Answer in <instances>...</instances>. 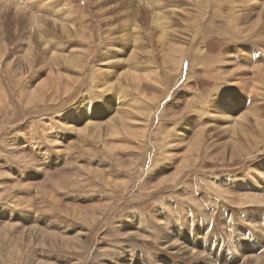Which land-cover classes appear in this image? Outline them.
<instances>
[{
	"label": "rangeland",
	"instance_id": "1",
	"mask_svg": "<svg viewBox=\"0 0 264 264\" xmlns=\"http://www.w3.org/2000/svg\"><path fill=\"white\" fill-rule=\"evenodd\" d=\"M0 8V264H243L245 253L261 255L264 205L239 207L235 196L264 197V141L255 145L264 130L239 118L248 105L264 108V81L255 105L257 81L245 92L264 67V19L252 26L264 0H0ZM31 41L36 54L24 62ZM178 44L188 48L180 70L168 59ZM202 55L215 56L216 75ZM237 67L247 74L226 82ZM114 115L125 131L109 125ZM204 127L205 147L184 162ZM242 128L253 141H242ZM232 132L252 157L231 158Z\"/></svg>",
	"mask_w": 264,
	"mask_h": 264
},
{
	"label": "bare ground",
	"instance_id": "2",
	"mask_svg": "<svg viewBox=\"0 0 264 264\" xmlns=\"http://www.w3.org/2000/svg\"><path fill=\"white\" fill-rule=\"evenodd\" d=\"M252 1V0H251ZM250 2V1H249ZM249 2H247V3H249ZM197 3H200L199 1L197 2ZM235 4V3H234ZM254 4V3H253ZM259 4V3H258ZM240 5V4H239ZM252 6L253 5H251L250 6V8L252 9ZM258 6V5H257ZM256 7V6H255ZM20 8V7H19ZM238 8V7H237ZM1 9V8H0ZM241 9V8H240ZM38 10V9H37ZM202 10V9H201ZM257 10H258V7H257ZM262 10H263V8H262ZM16 11V10H15ZM18 11V10H17ZM239 10H237V12H238ZM259 11V10H258ZM14 12V11H13ZM23 12V11H22ZM38 12V11H37ZM232 12H234V10L232 11ZM254 12H256V11H254ZM17 13V12H16ZM26 13V12H25ZM132 13H133V11H132ZM17 14H19V13H17ZM48 14V13H47ZM65 15H66V13H64ZM69 14H70V12H69ZM68 13H67V16H72V15H69ZM204 14H205V12H201L200 14H199V17H203L204 16ZM237 14V13H236ZM29 15V14H28ZM35 15V14H34ZM49 15H51V13L49 14ZM130 15H131V13H130ZM258 15V16H257ZM29 16H31L32 17V15L30 14ZM36 16V17H35ZM35 16H33V17H35V20H32V26L33 27H36V26H38L39 25V23H36V22H40V21H38V19H37V15H35ZM64 16V15H63ZM153 17H154V21H155V23L156 24H158V25H160V24H164L165 23V21H161V20H165V17L163 16H159L157 13H155L154 15H152ZM151 16V17H152ZM233 16L234 17H232V19H234V18H236L237 17V15H235V14H233ZM252 16V15H251ZM250 16V17H251ZM255 16H256V19H254L253 21H254V24L252 25L254 28H256L257 27V25H258V23H260L261 21H262V19H264V10L262 11V12H260L259 14H258V12L255 14ZM44 17V16H43ZM62 17V16H61ZM239 17V16H238ZM241 17V16H240ZM249 16H248V18H250ZM39 18V17H38ZM246 18V17H245ZM9 19V18H8ZM27 19H28V17H27ZM36 19H37V21H36ZM43 19V18H42ZM42 19H40V20H42ZM64 19H65V17H64ZM67 19L68 20H70L68 17H67ZM202 19V18H201ZM201 19H199L198 21H197V23H195L194 25H193V29L194 28H196V25H197V29H196V33H198L199 31V29H200V23H201ZM241 19V18H240ZM130 20V21H129ZM132 19L131 18H129L128 19V21L131 23L132 21H131ZM237 20H239V19H237ZM242 20V19H241ZM57 21V20H56ZM65 21L67 22H64L63 21V23H61V25H62V28H63V30H66V31H68V30H70V31H73L71 28H70V26L68 25V21L65 19ZM243 21V20H242ZM255 21H257V22H255ZM30 23H31V20L29 21ZM43 22V21H42ZM42 22H40L41 24H42ZM71 22H73V21H71ZM238 22V21H237ZM9 24V23H8ZM84 24V23H83ZM16 25H18V24H16ZM44 25V24H43ZM14 26V25H13ZM32 27V28H33ZM40 27V26H39ZM59 27V26H58ZM83 27V26H82ZM14 28V27H13ZM31 28V30H33ZM41 28V27H40ZM85 28V27H84ZM137 28H138V26H137ZM258 29V28H257ZM28 31H29V29H28ZM76 31V30H75ZM195 31V30H194ZM193 31V32H194ZM135 32H137V31H135ZM240 32H242V31H240ZM1 36V35H0ZM41 36V35H40ZM195 36H197L196 34H195ZM37 37V36H36ZM1 38V37H0ZM162 38H163V36H162ZM23 39V38H22ZM137 39H139L138 37H136L134 40H135V42L137 41ZM2 40V39H1ZM11 40V39H10ZM3 41V40H2ZM193 42H194V40H193ZM192 42V43H193ZM3 44V51H7V45L8 44H5L6 43V41H3L2 42ZM43 45V44H42ZM137 46V45H136ZM20 47V46H19ZM32 47H33V43H32V41H31V44H30V47H28V49L26 50V51H24L25 53H24V56H26L27 58L24 60V62H28L29 60L30 61H32V58H33V56L32 55H35L36 54V51H35V54H33L32 52H34V50H32ZM21 50V49H20ZM24 50V49H23ZM45 50H47V49H45ZM187 50H188V48H185L184 47V44H178V45H176L175 47H173V48H171L170 49V51H169V53H168V59H169V62L170 63H172L173 64V66L174 67H176L178 70H180V65H182L181 64V62H182V59H184L185 57L183 56V58H182V55H185L186 53H187ZM48 51V50H47ZM46 51V52H47ZM57 51V50H56ZM226 51V50H225ZM224 51V52H225ZM228 51V50H227ZM227 51H226V55H224V60L223 61H225V63H229L230 65H232V67L234 66L233 64H234V59L232 60V56L230 55V53H227ZM5 53V52H4ZM50 53H51V51H50ZM198 53H200V50H199V52ZM134 55H135V53H134ZM62 55L61 54H55V55H52L51 56V58L53 59V61L55 60V59H57V58H60ZM179 56H181V59L179 58ZM32 57V58H31ZM108 57H110V56H108ZM111 57H114V56H112L111 55ZM134 57V56H133ZM215 56H213V55H208L207 57H205V56H203L202 55V60L204 61V63L206 64H209L210 66L208 67H206V68H208L209 69V73H208V75L209 76H211V75H216L217 74V70H216V67L214 66V63H215V58H214ZM23 58V57H22ZM41 58V57H40ZM61 58H64V59H67L68 58V56H63V57H61ZM179 58V59H178ZM44 59V58H43ZM176 59H178V60H176ZM230 59H231V61H230ZM248 59V58H247ZM217 60V59H216ZM42 61V60H41ZM44 61V60H43ZM61 61V60H60ZM199 61H200V57L196 60V62L199 64ZM222 61V62H223ZM21 62H23L22 61V59H21ZM20 62V63H21ZM48 62V61H47ZM51 62V61H50ZM203 63V62H202ZM32 62H30L29 64H27V65H29L28 67L30 68L31 66H32ZM37 64V63H36ZM195 64V63H194ZM193 64V68H194V65ZM200 64H201V62H200ZM50 65H51V63H50ZM23 66H25V65H23ZM205 66V65H204ZM27 67V66H26ZM53 67V66H52ZM51 69V68H50ZM238 71H242L244 74H247V70H245V69H243V68H239V67H237L235 70H230V72H229V74H227V75H224V76H222V78L224 79V80H226V82L228 81H232V80H228V79H234L236 76L235 75H237V73H238ZM53 73H55L56 75H57V73L56 72H54V71H52L51 70V72H50V77L52 78L54 75H53ZM140 73H137V71L136 72H134V70L133 71H130V70H128V71H126V73H123L122 75L123 76H125V77H130L131 79H132V81L133 80H139V78H140V75H139ZM224 74V71L222 72V75ZM228 76V77H227ZM61 78V77H60ZM220 78V77H219ZM236 78H239V75L236 77ZM213 79H216V78H213ZM249 80H251L249 83H247V87H246V91L245 92H247V89H249V87H253V85L255 84V81H257V84H258V86H257V88L255 89H253L250 93H252L253 94V99H254V104L253 105H255L256 103H255V101L257 100V97L259 96V95H262L263 96V93H261L260 92V88H261V86H262V84H263V81H264V67L263 66H258V67H256V70H255V73H254V75H253V79L250 77V79ZM141 82V79L139 80V82L138 83H140ZM114 83V82H113ZM113 83L111 82V83H109L110 84V87H109V89L113 86ZM135 83V82H134ZM137 83V84H138ZM256 84V85H257ZM237 85H240V84H238L237 83ZM44 87H45V84H43L42 86H41V90H43L44 89ZM241 88H242V86H240ZM106 88H107V86H106ZM39 91V90H38ZM170 93V92H169ZM156 98V97H155ZM154 99V98H153ZM172 99V98H171ZM252 99V100H253ZM157 100V99H156ZM257 102V101H256ZM225 103V102H224ZM222 104V103H221ZM226 104V103H225ZM159 105V104H158ZM151 106V105H150ZM244 106H246V105H244ZM256 106L258 107V105L256 104ZM247 108H245L244 109V112L242 113V115H240L239 116V118L240 119H244V121L246 120V121H253L254 119H257V120H255V121H253V122H256V123H258V124H261V129H263L264 130V120L263 121H261V120H259L260 118H262V116H263V111H264V108L263 107H261L260 106V108H259V110L258 111H256L257 109V107L255 108L254 107V109H251V107L248 105V106H246ZM149 108V107H148ZM253 108V107H252ZM222 110V112L224 113V114H228V115H230L231 116V114H229V110L226 108V106L224 105V104H222V108H221ZM120 110V109H119ZM148 110V113H151V111L152 110H150V109H147ZM166 110V109H165ZM214 110V109H213ZM263 110V111H262ZM220 111V110H219ZM163 113H164V111H163ZM213 113V112H212ZM146 114H147V112H146ZM217 114V113H216ZM238 118V120H239V122L241 121L240 119ZM121 117H119V115H114L113 117H111V119H110V121H109V125L114 129V131H116V132H120V127H123V129H124V131L126 130L125 129V124H124V122H122L121 120ZM259 120V121H258ZM245 121V122H246ZM238 122V123H239ZM243 122V121H242ZM241 124V123H240ZM244 124V123H243ZM254 124V123H253ZM124 125V126H123ZM106 126V125H105ZM247 126V125H246ZM253 126H256V125H253ZM253 126H251L252 128H253ZM88 127V126H87ZM91 127V126H90ZM96 125H93V127H92V129H96ZM237 127V126H236ZM235 127V128H236ZM248 128H249V126H247ZM259 127V126H258ZM68 128V127H67ZM101 128H103V126L101 127ZM206 128H207V126H206ZM248 128H245V129H243L242 128V130L241 131H243V132H245L246 131V129L248 130ZM103 129H101V131H102ZM237 130V129H236ZM260 130V129H259ZM124 131H122V132H124ZM163 132V134H164V136H165V146H164V148L165 147H167L168 146V144H170L171 142H170V140L171 139H169V137L171 136V132L169 131V132H167L165 129H163L162 130ZM240 131V132H241ZM260 131H262V130H260ZM103 132V131H102ZM105 132V131H104ZM127 132V131H126ZM125 133V132H124ZM145 133V132H144ZM143 133V136L145 137L146 135ZM204 133H205V127L203 128V129H200L199 130V133H198V135L196 136V138H195V141H194V143L192 144V147L191 148H189V150L187 151V153H186V155H185V158H186V161H184V162H188V159H190V157L192 156L191 155V152H192V150H198L201 146H204L203 144H204ZM233 133V132H232ZM100 134V133H99ZM106 134V133H105ZM114 134V133H113ZM121 134V133H120ZM141 134V133H140ZM117 135V134H116ZM233 135H235V138H233V141L231 142L232 144H231V158H233V159H237V158H250V157H252L251 156V154H250V152H249V150L248 151H246V152H244V149L242 148V144H241V139H237V137H236V133L234 134L233 133ZM118 136V135H117ZM119 137V136H118ZM244 140H242V141H247V143L248 142H250V141H253V138L252 137H249V135L247 134V131L245 132V136H244ZM264 141V139H258L257 140V142H256V148L258 147V146H260V144H262V142ZM246 144V143H245ZM247 146V145H246ZM205 147V146H204ZM229 148V147H228ZM247 149V148H246ZM169 150V149H168ZM200 150V149H199ZM165 154H167V153H165V152H160V155H165ZM157 155H158V152H157V154H156V157H157ZM163 164V163H162ZM182 167H183V165H182ZM81 168V167H80ZM184 169V168H183ZM84 170V169H83ZM90 171V170H89ZM181 171V170H180ZM82 173H84V172H82ZM179 175V174H178ZM178 177V176H177ZM175 178H173L172 180H174ZM176 180V179H175ZM174 180V181H175ZM69 185V184H68ZM208 186H209V188L211 189V190H213V191H215V193H217L219 196H221V197H223L224 199H226V200H228L229 202H232V200H231V198H232V196L231 197H228L227 195V193H229V192H227V191H224L222 188H220L219 186H217V185H213V183H208ZM235 197H238V204H237V206H239V207H255L254 205H259V206H263L264 205V197L263 196H257L256 197V195L254 196V195H251V194H249V193H243V194H239V196H235ZM192 200V199H191ZM197 204H199V203H197ZM197 206V205H196ZM81 214V213H80ZM162 219L161 218H159V221H160V223L162 222L161 221ZM11 224V223H10ZM128 230V229H127ZM166 230V229H165ZM20 231V230H19ZM262 231V230H261ZM129 233H127V234H130V236H138V234H136V232H134V231H131V229H129V231H128ZM126 234V235H127ZM163 236H165V235H163ZM207 237V236H206ZM163 239H168V238H166V236H165V238H163ZM167 241V240H166ZM176 243V242H175ZM203 243H205V242H203ZM166 244L168 245V246H171V245H174V242H166ZM244 244V243H243ZM214 245V244H213ZM179 246V247H178ZM192 246V245H191ZM260 246H261V248H263V252L261 253V255H257V257L255 256V257H249V258H247V260H245V263L244 264H264V238L261 240V244H260ZM177 247L179 248L178 250L179 251H182L183 252V254L185 255V257H186V255L188 256V257H194V258H203L204 256H203V254L200 252V251H193V250H191V249H189L187 246H182L181 245V247H180V245H177ZM176 247V248H177ZM190 247V246H189ZM205 247V246H204ZM191 248V247H190ZM212 249V248H211ZM175 250H177V249H175ZM177 250V251H178ZM176 252V251H175ZM218 252H220V251H218ZM213 253V252H212ZM220 254V253H219ZM246 255V254H245ZM244 255V256H245ZM241 256V255H240ZM206 257V256H205Z\"/></svg>",
	"mask_w": 264,
	"mask_h": 264
},
{
	"label": "crops",
	"instance_id": "3",
	"mask_svg": "<svg viewBox=\"0 0 264 264\" xmlns=\"http://www.w3.org/2000/svg\"><path fill=\"white\" fill-rule=\"evenodd\" d=\"M185 216V215H184ZM169 219H171V218H169ZM246 254V255H245ZM244 255H242V257H244V258H246V260H247V258H249V257H257V255L256 254H254V253H245ZM245 263V262H244ZM243 263V264H244Z\"/></svg>",
	"mask_w": 264,
	"mask_h": 264
}]
</instances>
